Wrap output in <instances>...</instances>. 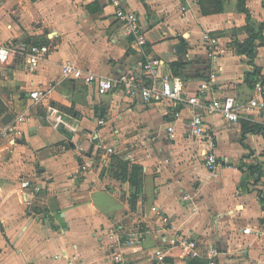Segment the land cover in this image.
<instances>
[{
  "label": "crops",
  "instance_id": "0c3cea01",
  "mask_svg": "<svg viewBox=\"0 0 264 264\" xmlns=\"http://www.w3.org/2000/svg\"><path fill=\"white\" fill-rule=\"evenodd\" d=\"M121 1L140 18L144 54L124 34L112 0H0V44L50 49L35 70L21 56L0 62V124L30 117L20 136L0 137V264H116V253L126 264H160L159 247L168 249L166 264H208L212 247L218 264H264V111L237 121L205 115L212 146L190 133L187 104L177 119L169 100L146 103L117 83L101 94L95 83L62 79L60 72L71 60L116 77L139 73L141 59L158 57L164 71L186 79V94L215 72L208 96L247 101L251 80H264V0H245L252 21L263 24L253 58L235 44L249 38L239 0L213 13L203 12L201 0ZM204 31L218 38L216 46L207 45ZM34 89L51 91L35 103ZM52 113L64 122L55 126ZM210 152L221 161L217 175L206 164ZM115 156L142 166L140 193L107 169ZM250 164L260 167L252 171ZM24 180L31 184L24 187ZM112 230L121 242L109 237ZM184 235L203 255L186 257Z\"/></svg>",
  "mask_w": 264,
  "mask_h": 264
},
{
  "label": "built area",
  "instance_id": "2783aa9c",
  "mask_svg": "<svg viewBox=\"0 0 264 264\" xmlns=\"http://www.w3.org/2000/svg\"><path fill=\"white\" fill-rule=\"evenodd\" d=\"M115 4V17L123 23V32L126 35H132L137 49L144 54V47L147 44V36L141 25L138 14L128 9L123 5L121 0H112ZM203 40L206 41L209 47L218 44V38L213 36L208 31L203 32ZM49 45L47 43H28L23 41H15L10 44H0V62L8 63L15 57L21 56L25 58L29 70H35L40 61L45 59L49 53ZM213 53V52H212ZM141 71L120 73L116 77L107 76L90 69L81 68L73 61L68 60L63 62L60 68L62 79L73 78L81 79L86 83H95L99 93L103 94L111 90L115 84H119L124 92L132 98H140L143 102H160L169 100L175 109V116L178 119L181 115L179 106L187 104L192 109V116L189 120L190 133L199 138L210 140L213 146L212 137L208 134L205 124V115L218 113L226 120L237 121L241 118H248L249 114L254 110L264 111V80L258 79L254 83V95L247 101L239 100L235 96L227 95L224 97L208 96L207 92L211 89V81L215 80L216 74L212 72L211 80L202 79L198 83V92L195 94H186V79L179 75H173L163 70V63L158 57H145L140 60ZM50 89H34L30 92L35 103L40 102L48 97ZM53 111L57 109L51 106ZM52 111V112H53ZM51 121L55 126L64 122L60 116H50ZM28 114L21 113L14 117L10 122L0 124L1 138H15L22 134L21 124L29 120ZM105 120L100 119L99 124H104ZM168 133L174 137L175 124L171 122L168 125ZM97 131V130H96ZM83 150V147H79ZM108 153H113L115 150L112 146L106 148ZM206 164L214 175H217L218 166L221 164L220 159L215 152H210L206 155ZM89 163V162H87ZM31 184L29 180H24L22 185L27 187ZM188 200L190 195L183 196ZM245 232H250L251 228H244ZM258 230V233L263 232ZM109 237L117 242H121V235L110 231ZM126 243H130L126 240ZM181 243L185 247V254L188 258L200 257L203 255L197 241L189 235L181 237ZM168 249L159 247L156 249L155 257L160 264H166ZM219 252L216 248H210L207 252L208 264H218L217 256ZM59 257V255H57ZM116 264H126L125 257L116 253L113 256Z\"/></svg>",
  "mask_w": 264,
  "mask_h": 264
},
{
  "label": "trees",
  "instance_id": "16d2710c",
  "mask_svg": "<svg viewBox=\"0 0 264 264\" xmlns=\"http://www.w3.org/2000/svg\"><path fill=\"white\" fill-rule=\"evenodd\" d=\"M227 0H210V1H203L201 0V6L204 13H213V12H221L225 10ZM205 3L208 4V6H205ZM238 8L247 14L248 23L243 28L245 31L249 33V38L243 42L237 41L235 42L237 50L239 53H245L251 58H253L257 53V47L258 45L255 44L254 40L256 38H260L263 40L262 36V29L263 24H259L258 26L256 23L252 21L251 14L249 12V9L246 7L245 0H239L238 2ZM183 63H172V65L175 67L176 65ZM258 67L254 64V72H257ZM252 83H255L254 80H251ZM117 159L116 161H113L109 164L110 171H112L113 176L122 179V180H128L132 184L134 188V195L138 194L142 191V185H143V169L142 166L138 164H133V166L128 167L129 160L125 159L124 156L118 157L115 156ZM260 166L259 164H250L249 169L254 170L258 169ZM191 264H199V260L195 261L192 260Z\"/></svg>",
  "mask_w": 264,
  "mask_h": 264
},
{
  "label": "water",
  "instance_id": "95a60500",
  "mask_svg": "<svg viewBox=\"0 0 264 264\" xmlns=\"http://www.w3.org/2000/svg\"><path fill=\"white\" fill-rule=\"evenodd\" d=\"M176 48H177V50H182V48H183L182 43L177 44L176 45Z\"/></svg>",
  "mask_w": 264,
  "mask_h": 264
}]
</instances>
